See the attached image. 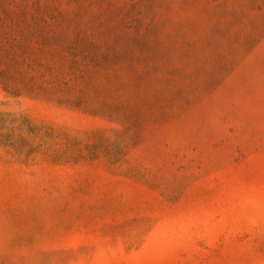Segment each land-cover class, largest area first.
<instances>
[{
  "label": "rangeland",
  "instance_id": "rangeland-1",
  "mask_svg": "<svg viewBox=\"0 0 264 264\" xmlns=\"http://www.w3.org/2000/svg\"><path fill=\"white\" fill-rule=\"evenodd\" d=\"M0 264H264V0H0Z\"/></svg>",
  "mask_w": 264,
  "mask_h": 264
}]
</instances>
